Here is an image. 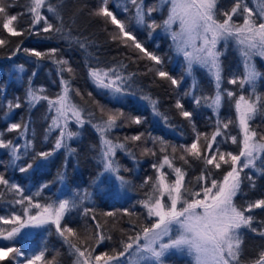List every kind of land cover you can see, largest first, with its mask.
Masks as SVG:
<instances>
[{"label":"snow or ice","instance_id":"1","mask_svg":"<svg viewBox=\"0 0 264 264\" xmlns=\"http://www.w3.org/2000/svg\"><path fill=\"white\" fill-rule=\"evenodd\" d=\"M109 2L110 0H101V5L94 14L105 17L116 25L119 34L113 39L131 40L134 47L145 57L154 61L156 65H161L163 63L161 57L149 52L133 34L134 30L146 29L148 36L151 37L157 29H160L171 38L175 53L183 57L187 75H193L194 69L198 67L206 70L215 80V94L201 97L193 95L195 104L200 106L203 103L218 112L227 98L234 105L236 118L230 119L227 123L218 121L210 138L204 135L203 145H201L202 134L197 133L190 145L180 146L182 154L179 157L175 155L177 151L175 146H172V152L169 154L168 145L160 140L163 145L161 152L164 155L158 163L152 165L157 175L148 177L144 181L145 186H150L149 190L144 194V199L137 201L146 212L144 216L146 223L133 224L131 232H123L126 238L119 241V249L112 248L99 254L96 253L97 247L105 240H111L112 237L104 235L102 225L96 221L95 216L91 217L95 221L96 229L94 244H89L87 240H80L79 244L73 242L74 239H79L78 233L73 228L61 224L65 214L79 206L78 200L82 202L87 199L88 193L82 197L77 194L72 199H58L41 204L34 202L32 196H24L23 189L19 185L10 184L3 175H0V186L19 193L20 198L12 203L21 205L19 213L13 209L9 215H0V224L10 225L8 228L0 226V239L8 242L0 246V261L11 259L16 261V264H54V260L45 259L46 244L31 253L15 246V241L22 230L54 225L55 231L68 244L74 256L73 264H165V257L174 251L190 257L192 264H241L242 229H251L264 236V230L252 226L253 216L246 215L253 209H264V199L256 200L247 206L235 202L241 191V173L245 169L264 172V134L258 135L251 126V121L257 114H264V97L256 94V83L264 77V73L257 69L254 62L257 57L264 59V0H258L260 6L255 15L246 0H236L230 11L224 12L218 9L219 0H159V3L153 7H146L144 0H115L116 10L125 14L123 20L117 19V15L109 9ZM164 5H167V17L157 22L152 13L157 10L163 11ZM45 8L61 21L59 26L54 27L53 23L49 22L48 17L42 12ZM27 12L31 15V23L27 31L31 32L41 22L44 25L42 28L44 32L64 31L65 25L59 7L53 6L50 0H29ZM241 17L242 23L238 22ZM17 19V15L8 14L3 0H0V24L3 29L11 35H23V30L17 31L13 26V22ZM229 42L235 45L244 68L243 73L234 75L228 80L229 84H238L241 89L239 94L221 87L222 52L219 46L222 43L227 45ZM5 43L4 39H0V46ZM80 47L86 48V45L81 43ZM24 51L37 58L46 55L26 48ZM56 51L51 49L49 54L54 55ZM54 62L62 66L68 64L66 60ZM126 67L123 64L101 67L97 61V66H89V78L97 89L119 101L136 95L133 91L134 74L127 73ZM20 70H23V65L20 66ZM66 70L70 74L73 72L71 67ZM60 71L63 73L65 68L61 67ZM156 74L168 79L173 85L179 84L177 79L163 69H156ZM61 85L62 91L54 99L37 94L42 93L43 89L30 88L28 91L30 105L35 106L44 100L48 102L49 110L55 113L51 117L48 129L49 132L59 130L53 151L61 148H66L69 152L74 151L69 147L68 141L79 136V132L71 130L70 123L74 122L80 127L85 123L92 124L100 137L99 160L104 170L101 175L109 173L115 176L121 186L126 185L127 181L123 175H120L121 166L116 160V155L118 151L130 156L133 153L127 143L114 140L110 136L114 128L121 126L118 121L124 116L123 111L106 110L101 105L99 106L101 115L97 119L93 111L75 102L74 96L80 93L79 90L73 89L70 79L62 78ZM245 85L252 89L248 95L243 92ZM189 94L191 93H186ZM89 95L91 96V93ZM140 99L152 108L155 115L163 116L158 109V101L152 99L150 95L143 94ZM14 107L19 108L20 104L8 103L9 111ZM176 107L181 110L180 114L183 117H192V112L184 110L179 101ZM163 118L168 119L166 116ZM132 122L140 124L142 119L136 117ZM230 124L239 129L237 135H230L224 131ZM21 128V124L13 123L8 130ZM193 128L195 131L194 125ZM142 135H135L130 139L140 141ZM217 137L230 139L232 144L238 145V151L235 153L221 151L219 144L222 141H218ZM30 143L24 145L26 156L29 154ZM0 148L10 149L13 164L21 159V155L18 154L20 146L11 140L5 141L2 132H0ZM53 151L33 152L30 156L31 162L20 165L19 171L26 173L34 165H38V162L47 161L53 155ZM150 151L148 148L144 149L146 153ZM151 154L155 155V152ZM188 157L201 161L204 165L200 175L195 178V185L190 179L187 181L185 179L187 170L183 165L190 167ZM177 159L183 162L181 166L176 165ZM222 167L226 170L221 173L219 170ZM246 178L251 180V176ZM3 195V192H0V199ZM36 195H39V192ZM89 211L90 209L85 208L84 215L87 216ZM125 214H129L127 210ZM107 215L111 216L113 213ZM250 264H264V251H261Z\"/></svg>","mask_w":264,"mask_h":264},{"label":"trees","instance_id":"2","mask_svg":"<svg viewBox=\"0 0 264 264\" xmlns=\"http://www.w3.org/2000/svg\"><path fill=\"white\" fill-rule=\"evenodd\" d=\"M236 0H219L218 9L221 12L230 11ZM256 2V3H255ZM9 15H17V21L13 26L17 31H24L23 35H11L3 29L0 24V39L6 43L0 46V132L3 133L5 141L11 140L20 146L21 159L12 163L10 149L0 148V175H3L10 184H17L23 189L24 196L34 197V202L41 204L51 203L58 199H72L79 194L83 196L89 194L82 202L78 200V207L65 214L62 225L73 228L79 236L73 242L79 244L80 240H87L89 244L95 243V221L96 217L102 225L105 236H111V240H105L96 249L99 254L103 251H110L112 248L119 249V241L123 232H131L133 224L146 223L145 210L137 203L145 198V193L150 186H145L144 181L148 177L157 175L153 164L158 163L164 153L161 152L163 140L168 145L167 152L171 154L172 146L177 148L175 155L179 157L182 152L181 145H190L197 133L202 134L201 145L204 144V135L209 136L217 127V122L227 123L230 119L235 120L234 105L225 98L219 111L205 106L203 103L197 106L193 95L196 97L212 96L215 94V87L200 69L195 68L193 75L189 76L185 72V64L179 57H176L172 47V41L160 29H157L151 37L148 30H134L133 34L143 46L153 54L161 57L163 63L156 65L154 61L144 56L139 49H136L131 40L113 39L119 34L116 25L109 19L95 15L96 9L101 5V0H50L53 6H58L60 15L65 25L64 31L44 32L43 22L36 25L31 32L27 31L31 23V15L27 12L29 0H3ZM115 0H110L109 9L117 15V19L123 20L125 14L118 12L114 7ZM159 0H144L146 7H153ZM247 5L253 9L254 15L259 8L258 0L254 4ZM49 22L54 27L59 26L61 21L52 13L42 9ZM152 16L157 22L165 19V13L155 11ZM223 18V17H221ZM234 19H237L234 17ZM238 20H242V17ZM79 41V42H78ZM84 43L86 48H81ZM19 48V51L17 49ZM40 51L46 55L37 58L26 53L24 49ZM233 46L228 45L222 48L220 57L222 64V84L221 87L234 92H239L238 84H229L228 80L234 75L243 73L238 53ZM56 49L54 55H50V50ZM55 60H66L67 65H58ZM97 61L101 67H110L117 64L126 65V72L134 74L133 91L135 96L125 97L119 101H112L108 95L97 89L89 78V66H97ZM257 69L264 73V64L259 58H255ZM23 65V70L20 66ZM65 71L61 73L60 68ZM71 67L70 74L66 69ZM151 69V70H150ZM156 69H163L173 78L179 81L178 85H173L168 79L161 78L156 74ZM70 79L73 89L79 90L80 95L74 96L75 102L81 104L86 109L95 113L96 118H100L99 106L108 109H120L124 116L118 121L120 127L114 128L110 134L111 138L119 142L127 143L133 155L125 152H117L116 160L121 166L120 175H123L127 184L124 185L128 197L125 200H110L100 193V187H96V176L100 173L102 164L99 160L100 137L92 124L85 123L82 127L74 122L70 123L73 131H78L79 136L68 141V145L74 151L69 152L66 148L54 150L55 140L59 132H49L53 111L49 110L48 102L41 100L35 106L28 103V91L43 89L38 95H47L54 99L62 91L61 79ZM251 87L245 85L243 92L250 94ZM91 93V96L89 95ZM186 93H191L186 95ZM148 94L152 99L158 101V109L163 116H157L152 108L140 96ZM256 94L264 97V77L256 83ZM179 101L184 110L192 112L191 118L183 117L181 110L176 107ZM19 103V108L8 109V103ZM136 117L142 119V123L135 124L132 120ZM87 119V117H85ZM19 123L22 128L9 131L10 125ZM195 126V131L193 128ZM26 126V127H25ZM251 126L259 134H264V114H257L251 121ZM222 127V124H221ZM230 135H237L238 128L230 124L224 130ZM140 141H133L130 138L140 135ZM47 137V138H46ZM126 138H128L126 140ZM221 151L237 152L238 145L232 144L230 139L217 137ZM28 142L30 147L28 155H24V145ZM216 145H214V148ZM148 148L150 152H144ZM53 151V155L47 161L38 162L26 173L19 171V166L25 162H31L30 156L33 152ZM155 152V155L151 153ZM190 167L183 165L187 170L186 181L191 180L195 185V178L200 175L204 167L201 161L188 157ZM176 165L183 164L179 159ZM258 167L259 162H257ZM167 170V169H165ZM226 169L222 167L219 172ZM62 174V179H61ZM219 174V173H218ZM242 176L241 191L235 198V202L241 206H247L256 200L264 199V172H257L253 169H245ZM251 176V180L247 179ZM174 179V177H171ZM45 185H47L45 187ZM3 198L0 199V215H9L15 209L17 213L21 211V205L12 203L20 198L19 193L8 191L5 186H0ZM39 192V195L36 193ZM90 209L87 216L84 209ZM125 210L130 214H125ZM107 213H113L109 216ZM246 215L253 216V227L264 230V209H253ZM0 226L8 228L10 225ZM242 254L241 264H250L261 251H264V236L253 232L251 229H242ZM92 237V238H90ZM8 243L0 239V246ZM47 245L46 261L54 260V264H73L74 256L68 244L55 231L54 225H49L43 229L34 230L30 234L17 237L15 246L28 253L37 251L40 247ZM14 260L5 259L0 264H14ZM184 264V262H180ZM185 264H191L185 262Z\"/></svg>","mask_w":264,"mask_h":264},{"label":"rangeland","instance_id":"3","mask_svg":"<svg viewBox=\"0 0 264 264\" xmlns=\"http://www.w3.org/2000/svg\"><path fill=\"white\" fill-rule=\"evenodd\" d=\"M248 1H249L250 6H251V4H254V6H255V3H256V2L254 3L255 0H248ZM162 12H164L165 17H167V5L163 6ZM238 22L242 23V20H238ZM165 35L171 41V38L167 34H165ZM228 45L233 46L232 49L236 50V47L232 42H229L227 45H224L222 43L219 46V48L221 50L222 48L223 49L227 48ZM221 52L223 53V50H221ZM237 53H238V51H237ZM176 57H179L183 61L182 56H178L176 54ZM238 57H239L240 63L242 64L241 57H240L239 53H238ZM257 58H259V57H257ZM259 59L262 61V64H264V59H262V58H259ZM242 67H243V64H242ZM197 69H200L204 74L207 75L208 78H210V80L212 81V83L216 89V84H215L214 78L210 74H208V72L206 70L198 68V67H197ZM243 70H244V68H243ZM108 98L112 101H116V99L112 98L109 95H108ZM234 113H235V109H234ZM54 115H55V113H54ZM235 117H236V113H235ZM54 131L59 132V130H54ZM238 131H239V129H238ZM103 171L104 170H103V165H102L100 173L96 176V187L97 186L100 187V193H102L105 198H109L110 200H120V201L125 200L128 197V193L125 191L124 186H121L120 182L118 180H116L115 176H113L109 173H104L103 175H101V173H103ZM40 229H43V228H40ZM34 230H38V229H24V230H22V233L30 234ZM186 261L190 262L192 264L191 258L188 257L187 255L181 253V252H175L174 251L165 257V264H180V262H184V264H185ZM14 264H16V261L14 262Z\"/></svg>","mask_w":264,"mask_h":264}]
</instances>
